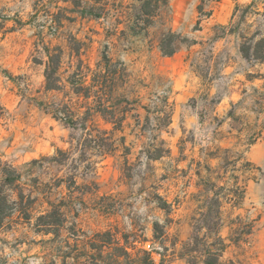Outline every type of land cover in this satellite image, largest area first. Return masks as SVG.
Returning <instances> with one entry per match:
<instances>
[{
    "label": "rangeland",
    "instance_id": "374dc122",
    "mask_svg": "<svg viewBox=\"0 0 264 264\" xmlns=\"http://www.w3.org/2000/svg\"><path fill=\"white\" fill-rule=\"evenodd\" d=\"M167 1L146 38L118 42L106 34L112 22L76 14L70 0H0V264H114V254L128 264L112 249L137 260L147 244L154 264H186L179 255L207 205L204 184L235 179L245 195L241 209L225 205L218 264H264V84L249 77L264 75V63L245 61L238 37L218 30L252 0ZM250 22L264 34V18ZM167 30L189 41L171 57L158 49ZM103 53L125 65L136 91L119 130L73 92L78 67L95 70ZM50 57L54 91L45 90ZM164 92L171 123L159 139L169 154L153 161L154 104ZM52 206L63 220L58 235L36 227ZM237 216L253 227L233 244Z\"/></svg>",
    "mask_w": 264,
    "mask_h": 264
},
{
    "label": "trees",
    "instance_id": "16d2710c",
    "mask_svg": "<svg viewBox=\"0 0 264 264\" xmlns=\"http://www.w3.org/2000/svg\"><path fill=\"white\" fill-rule=\"evenodd\" d=\"M71 5L76 10L75 13L82 17L88 15L96 20H108L109 29L106 34L110 38L117 37V41L128 38H146L149 30L154 26L162 9L168 6L167 0H138V5H125L123 0H70ZM37 12L43 6L36 4ZM58 11L62 9L58 8ZM264 18V0H252L247 5L236 4L228 25L219 26L218 30L224 35H236L240 41L239 53L248 63H264V34L255 28L251 18ZM48 30L54 33L59 28V23L55 19H49ZM122 26V30H119ZM51 35V34H50ZM188 39L176 34L171 30L162 33L158 39V49L165 57L173 56ZM195 44V43H192ZM50 62L45 68V90H59L60 79L56 76L58 70L57 63ZM77 82L73 86V92L85 100L92 99L95 103L94 111L106 122L111 123L118 130L123 129V124L127 119V114L131 111L132 101L129 97L134 96L136 91L131 85V75L125 65L103 53L101 61L96 65L95 70L89 67L79 66L76 71ZM90 76V82L86 84V79ZM252 78H260L264 84V75H249ZM130 90V91H129ZM264 90V85H263ZM161 98H157L158 103L154 104L155 127L152 130L151 139L158 142L153 154L148 155V159L156 161L169 154L165 148L163 140L159 139V134L167 129L171 123L172 105L169 103L167 93L164 92ZM149 116L146 121H149ZM261 133L259 131L258 135ZM258 137V136H257ZM257 139V138H256ZM256 139L254 141H256ZM124 141V138H121ZM248 170H254L250 163H247ZM11 174L10 172L8 173ZM225 174V172H223ZM221 180V179H219ZM14 180L6 177L4 182L10 184ZM206 190L200 194L205 206L198 208V213L192 217V234L187 243L180 251L179 257L186 264H218L219 259L227 248L225 240L219 235L220 229L225 223V205H229L232 210L241 209L244 200L245 186L241 185L238 179L232 183L225 181L223 186L215 183L204 184ZM0 200L6 201L3 196ZM162 206H166L163 203ZM52 210L37 218L36 227L39 232L45 234L58 235L63 224V220L58 209L52 206ZM163 208V207H162ZM234 230L229 237V242L238 244L242 242L244 236H249L252 231V222H244L241 217H235L230 223ZM157 225L154 229L156 230ZM113 251L121 250L126 257L128 264H154L148 251H143L137 260L131 259L125 250L114 248ZM120 255H113L114 264L119 263ZM159 264H163L160 262Z\"/></svg>",
    "mask_w": 264,
    "mask_h": 264
},
{
    "label": "built area",
    "instance_id": "2783aa9c",
    "mask_svg": "<svg viewBox=\"0 0 264 264\" xmlns=\"http://www.w3.org/2000/svg\"><path fill=\"white\" fill-rule=\"evenodd\" d=\"M146 250L150 252V251H152V250H153V248L151 247V245H150V244H147V245H146Z\"/></svg>",
    "mask_w": 264,
    "mask_h": 264
}]
</instances>
